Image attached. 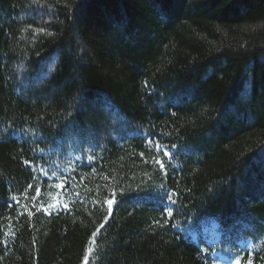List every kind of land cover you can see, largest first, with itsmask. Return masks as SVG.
<instances>
[{
  "label": "trees",
  "instance_id": "obj_1",
  "mask_svg": "<svg viewBox=\"0 0 264 264\" xmlns=\"http://www.w3.org/2000/svg\"><path fill=\"white\" fill-rule=\"evenodd\" d=\"M235 230L264 264V0H0V264H210Z\"/></svg>",
  "mask_w": 264,
  "mask_h": 264
},
{
  "label": "snow or ice",
  "instance_id": "obj_2",
  "mask_svg": "<svg viewBox=\"0 0 264 264\" xmlns=\"http://www.w3.org/2000/svg\"><path fill=\"white\" fill-rule=\"evenodd\" d=\"M168 199L171 201V196H169ZM107 203H108L109 205H111V204L113 203V201L109 200V201H107ZM173 203H174V202H173ZM167 215H168L169 217H171V216L173 215V212H172V211H168V212H167ZM101 227H103V225H101ZM93 236H95V234H93ZM237 264H239L238 261H237Z\"/></svg>",
  "mask_w": 264,
  "mask_h": 264
},
{
  "label": "rangeland",
  "instance_id": "obj_3",
  "mask_svg": "<svg viewBox=\"0 0 264 264\" xmlns=\"http://www.w3.org/2000/svg\"><path fill=\"white\" fill-rule=\"evenodd\" d=\"M242 254L243 253H241L240 254V256H239V259L237 260L238 262H239V264H241V258H242ZM222 257H226V255L224 254V255H222ZM235 263H236V260H235ZM213 264H226V263H221V262H219V261H216L215 263H213Z\"/></svg>",
  "mask_w": 264,
  "mask_h": 264
}]
</instances>
